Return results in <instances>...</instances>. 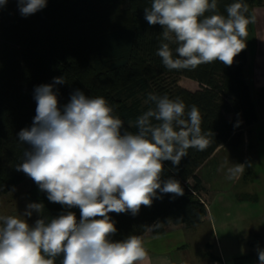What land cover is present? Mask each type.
Listing matches in <instances>:
<instances>
[{"label":"clouds","instance_id":"obj_1","mask_svg":"<svg viewBox=\"0 0 264 264\" xmlns=\"http://www.w3.org/2000/svg\"><path fill=\"white\" fill-rule=\"evenodd\" d=\"M16 2L20 14L28 17L43 10L48 0ZM7 3L0 0V7ZM225 11H218V0H152L144 19L162 27L156 55L163 66L195 70L217 61L231 66L246 48L248 25L256 16L249 14L244 0L228 4ZM64 83L58 76L34 87L36 114L31 126L17 134L29 148L16 170L31 178L48 201L78 208L80 217L64 211L46 220L42 202H29L19 217L0 215V264H56L61 256L60 264H142L147 257L142 236L113 240L118 230L109 214L136 216L164 194L183 196L178 180L161 179L164 162L178 166L188 149L204 151L214 133L202 130L196 105L186 112L180 98L155 93L146 100L155 107L136 118L137 131L132 132L102 96L75 89L60 105L56 86ZM249 166L232 164L227 179L239 178ZM33 213L40 218L30 224L27 218ZM163 224L157 221L146 228ZM256 251L259 264H264V249L258 246Z\"/></svg>","mask_w":264,"mask_h":264},{"label":"trees","instance_id":"obj_2","mask_svg":"<svg viewBox=\"0 0 264 264\" xmlns=\"http://www.w3.org/2000/svg\"><path fill=\"white\" fill-rule=\"evenodd\" d=\"M263 0H244L249 14ZM235 0H218V11L226 15V6ZM152 0H48L37 13L23 17L16 0L0 7V196L28 182L32 202L45 206L42 217L51 220L66 209L48 201L47 194L16 166L23 162L29 148L18 139V132L30 127L35 116V86L52 83L63 76L66 83L57 85L60 105L66 104L75 89L88 96H102L114 108L127 130L136 132V118L150 107L149 93L180 98L186 105H196L202 116V130L214 136L204 151L188 149L178 166L164 162L161 179L174 178L184 195L164 194L151 207L142 206L136 216L110 213L116 222L113 240L131 234L143 236L159 221L163 227L150 230L163 233L169 224L196 226L209 217L201 197L202 181L197 170L223 144L232 141L245 125L258 120L256 103L245 79L246 48L231 66L222 62L202 64L195 70H168L156 55L160 25L150 26L144 9ZM173 48L175 45L172 46ZM181 76L197 81L200 88L189 90L179 84ZM237 121H241L237 127ZM193 180V183H190ZM40 218V216H39ZM211 255V254H209ZM236 257L233 264H244L247 257ZM213 258H218L214 256ZM62 256L56 264H60Z\"/></svg>","mask_w":264,"mask_h":264},{"label":"rangeland","instance_id":"obj_3","mask_svg":"<svg viewBox=\"0 0 264 264\" xmlns=\"http://www.w3.org/2000/svg\"><path fill=\"white\" fill-rule=\"evenodd\" d=\"M179 84L193 86L185 76L180 77ZM262 95L259 96L261 100L253 97L258 120L248 130L249 143L247 141V144L240 146L225 147L198 170L208 199L201 197L205 202L208 200L214 210L216 227L215 234L208 223L191 230V239L195 243L190 251L194 254L200 253L205 239L211 241L214 249L217 248L219 239L227 259L232 263L236 261V257L248 255L246 253L258 246L264 247V108L260 106L264 105V93ZM242 163H250L251 166L246 167L241 180L227 179V169L232 164ZM28 186V182L22 183L15 191L0 196V215L19 217L25 211L26 205L32 202L28 196ZM38 218L39 215L33 213L27 219L31 224ZM257 258L258 256L247 257L244 260L255 261Z\"/></svg>","mask_w":264,"mask_h":264},{"label":"crops","instance_id":"obj_4","mask_svg":"<svg viewBox=\"0 0 264 264\" xmlns=\"http://www.w3.org/2000/svg\"><path fill=\"white\" fill-rule=\"evenodd\" d=\"M252 15L256 16V21L253 24H249L247 29L248 34L245 40L247 50L245 79L250 86L252 96H255L257 100H261L259 99V96H263L262 94L264 93V0L261 4L253 8ZM187 80L189 83H192L191 85L193 86L185 85L183 87L192 91L200 88V85L197 81L190 78H187ZM195 83L197 86H195ZM260 106L262 109L264 108V105ZM253 125L254 123L252 125H245L240 136L235 138L234 141H229L221 145L211 157L216 156L219 151L227 146H240L242 144H247L248 136L250 134V131L248 130ZM241 177L242 176H239L237 179L241 180ZM190 183L192 184L193 180H190ZM204 189L205 187L203 185L201 196L206 197L207 195L204 193ZM206 199H208V197H206ZM206 202L209 217L198 225H205L207 223L210 224L211 229L215 234V213L208 204V200ZM196 226L186 227L184 224H169L166 226L165 231L160 234H153L150 230L147 231L143 236V244L146 249L147 257L142 262V264H213V262L219 259L220 256L225 257L229 263L233 264L227 259L225 249L223 245H221V242H219V239H217L216 249L211 247L210 240L205 239L202 241V249L200 253L194 254L192 251H190L191 247L195 243L191 239L190 232L191 230L197 228ZM256 236L259 235L257 234ZM261 249H264V247ZM251 252L257 251L256 249L250 250L246 254H250ZM212 254L214 256H218V258H213Z\"/></svg>","mask_w":264,"mask_h":264},{"label":"built area","instance_id":"obj_5","mask_svg":"<svg viewBox=\"0 0 264 264\" xmlns=\"http://www.w3.org/2000/svg\"><path fill=\"white\" fill-rule=\"evenodd\" d=\"M202 200H203V199H202ZM203 201H204V200H203ZM204 202H205V201H204ZM205 204H206V206H207V203H206V202H205ZM213 264H231V263H229V262L225 259V257L220 256V258L217 259L216 261H214ZM244 264H259V261H258V258H257V260H255V261H248V262H246V263H244Z\"/></svg>","mask_w":264,"mask_h":264},{"label":"water","instance_id":"obj_6","mask_svg":"<svg viewBox=\"0 0 264 264\" xmlns=\"http://www.w3.org/2000/svg\"><path fill=\"white\" fill-rule=\"evenodd\" d=\"M240 135H241V132H239L236 136H234V138H233L232 141H234V139L237 138V137L240 136Z\"/></svg>","mask_w":264,"mask_h":264}]
</instances>
